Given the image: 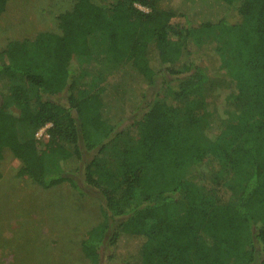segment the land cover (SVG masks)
Returning a JSON list of instances; mask_svg holds the SVG:
<instances>
[{
	"label": "trees",
	"instance_id": "1",
	"mask_svg": "<svg viewBox=\"0 0 264 264\" xmlns=\"http://www.w3.org/2000/svg\"><path fill=\"white\" fill-rule=\"evenodd\" d=\"M175 17L184 24L172 26ZM56 19L58 32L0 50V160L8 150L18 176L44 189L74 187L65 173L78 169L82 149L99 147L82 171L101 199L102 219L81 241L90 264L105 249L112 264H264V0H72ZM210 33L234 107L206 139L208 112L194 113L200 99L188 101L184 124L172 103L209 94L190 45ZM95 52L121 66L119 76L78 86L71 62L97 63ZM162 72V91L146 101ZM46 124L48 136L34 137ZM120 137L114 157L100 158ZM211 157L227 180L215 175L203 189L189 172Z\"/></svg>",
	"mask_w": 264,
	"mask_h": 264
},
{
	"label": "rangeland",
	"instance_id": "2",
	"mask_svg": "<svg viewBox=\"0 0 264 264\" xmlns=\"http://www.w3.org/2000/svg\"><path fill=\"white\" fill-rule=\"evenodd\" d=\"M71 6L72 0H8L0 14V50L11 40L30 39L43 31L58 32L56 16ZM235 18L233 12L230 20L235 21ZM179 24H184L183 18L171 20L172 26ZM216 40L215 35L210 33L204 36L202 43L190 45L195 62L205 68L208 74L209 94L202 93V100L198 94H193L172 103L180 107L177 113L184 124L182 118L187 115L185 107L188 101L200 99L194 113L200 115L208 112V124L203 133L206 139L223 129L229 120L224 118V113L234 107L226 102L228 89L233 86V82L229 75L226 76L225 70L219 67V43ZM94 54L99 57L95 58L97 63L91 57L72 60L74 78L80 83L78 86L91 85L94 81L99 87L108 86L119 76L121 66H108L101 60L100 53ZM164 74L159 77L157 86L148 90L146 101L162 91L160 81ZM207 88L208 84L205 85ZM218 89L223 91L219 92ZM64 98L65 94H62L57 99L61 101ZM44 135L41 128L34 133V137L41 140L45 139ZM131 135L136 137L135 128ZM122 141L123 137H120L108 142L110 152L104 151L99 157L103 160L114 157L113 153ZM98 149H82V161L78 169L65 173L75 182L74 187L62 182L48 189L30 179L19 177L20 162L8 150L4 151L0 160V264H90L81 250V241L87 231L102 219L101 199L84 182L82 171L83 164L97 155ZM215 175L220 183L227 180L226 171L214 157L194 164L189 172L190 180L203 189L212 187ZM219 189L224 196L230 195L226 187ZM100 255V264H112L113 261L107 258L106 249Z\"/></svg>",
	"mask_w": 264,
	"mask_h": 264
},
{
	"label": "built area",
	"instance_id": "3",
	"mask_svg": "<svg viewBox=\"0 0 264 264\" xmlns=\"http://www.w3.org/2000/svg\"><path fill=\"white\" fill-rule=\"evenodd\" d=\"M136 6H137V8H139L140 10L146 11L145 8H143V7L139 6V5H136ZM48 127H49V124H46V125H44V126L41 127V129L44 130V132H45V135H44L45 138L48 136V135H47V132H46V130H47Z\"/></svg>",
	"mask_w": 264,
	"mask_h": 264
}]
</instances>
